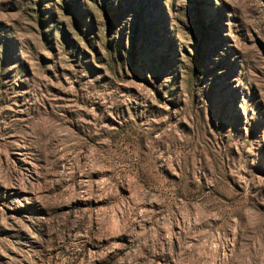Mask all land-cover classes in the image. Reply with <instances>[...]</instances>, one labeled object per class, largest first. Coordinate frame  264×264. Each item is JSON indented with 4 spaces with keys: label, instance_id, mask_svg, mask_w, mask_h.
<instances>
[{
    "label": "rangeland",
    "instance_id": "obj_1",
    "mask_svg": "<svg viewBox=\"0 0 264 264\" xmlns=\"http://www.w3.org/2000/svg\"><path fill=\"white\" fill-rule=\"evenodd\" d=\"M0 264H264V0H0Z\"/></svg>",
    "mask_w": 264,
    "mask_h": 264
}]
</instances>
